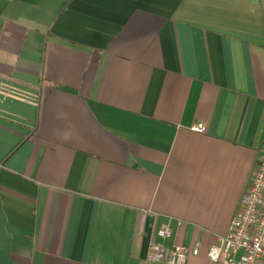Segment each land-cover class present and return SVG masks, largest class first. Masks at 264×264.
<instances>
[{"label":"crops","instance_id":"obj_1","mask_svg":"<svg viewBox=\"0 0 264 264\" xmlns=\"http://www.w3.org/2000/svg\"><path fill=\"white\" fill-rule=\"evenodd\" d=\"M263 152L264 0H0V264H212Z\"/></svg>","mask_w":264,"mask_h":264},{"label":"built area","instance_id":"obj_2","mask_svg":"<svg viewBox=\"0 0 264 264\" xmlns=\"http://www.w3.org/2000/svg\"><path fill=\"white\" fill-rule=\"evenodd\" d=\"M193 129L204 132L206 127L198 124ZM172 233L169 223L161 225L157 231L162 239L170 238ZM201 250V242L172 247L154 243L147 260L159 264H188L190 257L198 256ZM207 255L212 264H264V152L258 157L228 233L218 236Z\"/></svg>","mask_w":264,"mask_h":264}]
</instances>
